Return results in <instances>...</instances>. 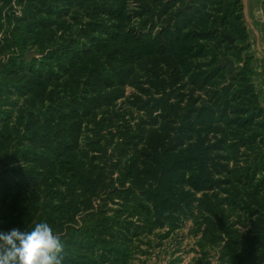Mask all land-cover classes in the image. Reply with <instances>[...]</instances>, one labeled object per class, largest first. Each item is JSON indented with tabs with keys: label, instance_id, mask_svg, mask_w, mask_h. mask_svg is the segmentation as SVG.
I'll use <instances>...</instances> for the list:
<instances>
[{
	"label": "trees",
	"instance_id": "trees-1",
	"mask_svg": "<svg viewBox=\"0 0 264 264\" xmlns=\"http://www.w3.org/2000/svg\"><path fill=\"white\" fill-rule=\"evenodd\" d=\"M249 48L242 0H0V231L47 222L65 264H132L192 220L198 264H264ZM141 84L150 120L116 142L98 114Z\"/></svg>",
	"mask_w": 264,
	"mask_h": 264
},
{
	"label": "rangeland",
	"instance_id": "rangeland-1",
	"mask_svg": "<svg viewBox=\"0 0 264 264\" xmlns=\"http://www.w3.org/2000/svg\"><path fill=\"white\" fill-rule=\"evenodd\" d=\"M142 73L137 77L140 80H144ZM143 86L146 88H142ZM148 88L147 84L130 85L124 90L123 97L115 102L117 103L115 106L99 112L98 120L104 119L106 123H116V128L113 130V133H116V142L120 139L121 131H123L119 125H123L125 120H129L132 122L131 124L139 123L143 116L144 120H150L147 112L139 109L142 103L152 100L151 93L144 90ZM156 97H159V95ZM153 116H156V113ZM107 133L108 129L104 130L107 137H113L108 136ZM100 137L92 135L93 140L100 139ZM193 226V221L189 220L183 228L175 231L165 239L160 237L166 231L165 229H157L151 235H144L137 240L138 243L141 242L142 244L134 255L132 264H198L197 259L201 257V253L196 241L199 237L192 233ZM220 263L219 248H215L208 260L202 264Z\"/></svg>",
	"mask_w": 264,
	"mask_h": 264
},
{
	"label": "clouds",
	"instance_id": "clouds-1",
	"mask_svg": "<svg viewBox=\"0 0 264 264\" xmlns=\"http://www.w3.org/2000/svg\"><path fill=\"white\" fill-rule=\"evenodd\" d=\"M65 245L47 222L0 231V264H65Z\"/></svg>",
	"mask_w": 264,
	"mask_h": 264
},
{
	"label": "crops",
	"instance_id": "crops-1",
	"mask_svg": "<svg viewBox=\"0 0 264 264\" xmlns=\"http://www.w3.org/2000/svg\"><path fill=\"white\" fill-rule=\"evenodd\" d=\"M249 34L255 89L264 107V0H242Z\"/></svg>",
	"mask_w": 264,
	"mask_h": 264
},
{
	"label": "water",
	"instance_id": "water-1",
	"mask_svg": "<svg viewBox=\"0 0 264 264\" xmlns=\"http://www.w3.org/2000/svg\"><path fill=\"white\" fill-rule=\"evenodd\" d=\"M225 37L231 42V43H235L236 40L234 38H232L230 35H225ZM38 52L35 50L30 49L27 53V58L28 60H32L35 56H37ZM221 63L223 66L226 67L227 69V76L231 77L233 75V73L236 72L237 70V64L235 62V60L231 57V56H224L221 59Z\"/></svg>",
	"mask_w": 264,
	"mask_h": 264
}]
</instances>
